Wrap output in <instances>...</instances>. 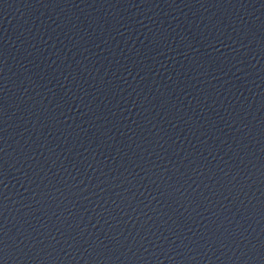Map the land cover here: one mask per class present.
<instances>
[{
	"label": "water",
	"instance_id": "1",
	"mask_svg": "<svg viewBox=\"0 0 264 264\" xmlns=\"http://www.w3.org/2000/svg\"><path fill=\"white\" fill-rule=\"evenodd\" d=\"M0 264H264V0H0Z\"/></svg>",
	"mask_w": 264,
	"mask_h": 264
}]
</instances>
